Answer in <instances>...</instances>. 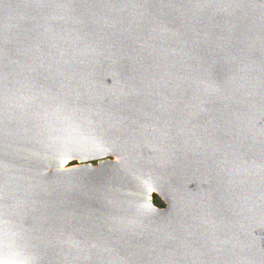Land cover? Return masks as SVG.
I'll use <instances>...</instances> for the list:
<instances>
[{
    "label": "water",
    "instance_id": "water-1",
    "mask_svg": "<svg viewBox=\"0 0 264 264\" xmlns=\"http://www.w3.org/2000/svg\"><path fill=\"white\" fill-rule=\"evenodd\" d=\"M0 264H264V0H0Z\"/></svg>",
    "mask_w": 264,
    "mask_h": 264
},
{
    "label": "rangeland",
    "instance_id": "rangeland-1",
    "mask_svg": "<svg viewBox=\"0 0 264 264\" xmlns=\"http://www.w3.org/2000/svg\"><path fill=\"white\" fill-rule=\"evenodd\" d=\"M92 164L97 165L98 162H92ZM80 163L78 161H74L70 163V167L79 166ZM153 204L160 209H165L167 207L166 202L163 200V198L159 194L153 195Z\"/></svg>",
    "mask_w": 264,
    "mask_h": 264
},
{
    "label": "bare ground",
    "instance_id": "bare-ground-1",
    "mask_svg": "<svg viewBox=\"0 0 264 264\" xmlns=\"http://www.w3.org/2000/svg\"><path fill=\"white\" fill-rule=\"evenodd\" d=\"M74 160H76V159H75V158L70 159V160H69V164L72 163ZM81 163H83V162H81ZM85 165H86V163H85ZM81 166H82V164L79 165V166H74V167H70V166L68 165L69 168H67V169L78 168V167H81Z\"/></svg>",
    "mask_w": 264,
    "mask_h": 264
}]
</instances>
